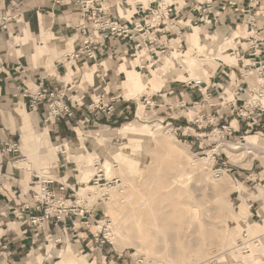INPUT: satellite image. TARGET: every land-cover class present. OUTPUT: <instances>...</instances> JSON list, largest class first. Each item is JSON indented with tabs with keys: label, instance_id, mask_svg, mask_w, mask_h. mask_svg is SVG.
<instances>
[{
	"label": "rangeland",
	"instance_id": "obj_1",
	"mask_svg": "<svg viewBox=\"0 0 264 264\" xmlns=\"http://www.w3.org/2000/svg\"><path fill=\"white\" fill-rule=\"evenodd\" d=\"M73 16L74 17L71 18L74 22L76 15ZM69 18L70 17H66V15L62 17L59 16V18H56L55 22H60L63 19L68 21ZM69 23H71V21ZM64 26L65 25L58 27H62L60 28L61 31L64 30L65 34L71 37L73 35V30L70 29L72 26L68 28V30H66ZM229 26L231 25L229 24ZM58 27H55V29ZM222 27H219L218 29ZM196 28L200 29V27L197 26ZM228 28L238 32L239 35L241 33H247V28L244 26L239 28L234 27V29L231 27ZM20 29L21 27H17V34ZM262 31L264 32V23H261L260 32ZM201 32L202 31H200V34ZM58 37V35L54 36L53 39H57ZM211 38L213 39V37ZM241 43L243 48L248 46V44H244V39L241 41ZM235 45L236 46L233 47H227L228 50L224 51V53L232 54L236 58V65L227 63L221 58L217 60L218 66L221 62L220 60H223L228 64L226 69L231 75L232 84L229 88L224 86V82L220 78V70H223V67L218 68L217 66L215 70L211 69L213 70V74L215 72H217V74L214 79L216 84H212V88L209 89V92H211L212 95L208 100L205 97L207 96L209 98V93H207L205 96L202 95L197 88L192 89L190 87H182V78L180 79L179 76H175L173 78L177 79L176 82L170 84H167L166 82L159 91L152 93V98H150V100H152L151 104H153V106L150 104L147 105L144 98H141V96L139 97L137 91L128 92L124 88L125 95L127 96H132L133 93L137 94H135V99L127 100L124 96L122 88V81L126 77L125 72H122L117 68L116 70L112 69L111 67L106 68V66L103 64V61L111 60L115 65L124 63L128 68L133 67L127 60L119 62L111 58H107L109 56L105 55L103 58L104 60L100 63L94 62L88 64L89 67L97 65L96 79L97 76L99 77L93 84L86 85L84 83L85 69L83 70L82 68L84 66L87 67L88 65H84L83 62H80L78 64V69H74L73 67L75 73L74 76H72V82L75 87L74 90H71L69 94L72 96H77L81 92L85 91L86 93V97H83L85 105L77 107L75 111L76 115L73 119L65 121L64 119L60 118L54 123L45 124V109L43 106H39L37 110L32 109L34 112H31L30 110L27 111L30 115H33L35 112L38 114V128L40 132H44V129L48 127L50 137L54 145L59 146L58 144H64L81 136L82 141L80 142V145H82V148L87 151V153L90 155L92 154L93 159L91 162H96V160L99 158L103 160V157H97V155H94V143L99 145H105V143H109L123 151L127 150L124 147L130 143L131 138H137L143 142L142 146L139 147L135 152H130L133 153L131 158L137 160L139 162V168L144 171L143 179L139 181L138 184L143 186L144 191L147 192L143 181L146 179L154 181L157 183L154 188L158 189L159 192L165 196L161 202V206L164 207V214L160 217L159 221L154 222L149 220L144 225V228L147 230L146 232L149 235H155L156 238L159 239L156 242L157 250H153V255L150 257V260L153 264H156L157 261H160L162 264H229L228 258L231 259L232 257L228 255L227 258L222 259L221 256L222 253H227L228 250L233 251L234 256L238 259L241 258L245 261L247 260V257H243L245 255H243L240 251H236L235 246L238 240L243 236L242 234L247 231L253 235L251 239H257L259 234H263L261 236V247L262 244H264V229H261L258 224H254L256 222L264 223V212L263 209L260 210V214L262 216L261 218L259 215L260 203L258 201V198L261 196V189L264 190V113L257 121L240 119L238 112L240 111L241 106H243L244 101H237L235 103V95H233L236 92V84L234 83L238 82L235 80H241L240 72L244 66V70H247V79L245 80V83L241 84L240 88L238 89V91L241 93V99H246V97H248L246 93H250V86H258L257 76L260 78L261 76L259 73V65H257L256 68L253 66L254 59L253 56L248 54V50L238 47L237 41ZM202 46L203 44L200 43V47H195L193 50L196 51V54L199 53L204 55L203 57H206L203 49L204 47ZM50 54L51 57L49 58V63L46 61L44 65L47 66L49 73L53 75L55 73L58 74L57 68L54 67V63L56 60H59L61 56L55 54L54 52H51ZM262 59L264 60V51L262 54ZM41 64H43V62ZM68 66L69 65L67 64L65 67L59 68L62 74L61 78H65L66 74L68 73ZM206 67L209 66L206 65ZM217 68L218 71H216ZM161 69H163L162 66ZM165 71L169 76L168 71ZM152 76L153 73L148 77L142 75L145 80H149ZM185 76H187V74ZM100 84H102L101 88L97 91L94 90V88H97ZM91 85L94 87L89 89V86ZM156 88L159 89L160 86ZM229 89L232 92V97L230 98L228 96L229 94L227 95ZM99 92H105L108 98H111L117 94L121 95V99L113 104V111H110L104 106L102 109L95 108V110L93 107H91L93 101L96 99V95L98 96ZM147 95L148 94L144 93L142 96ZM137 96L139 99H137ZM179 96L182 97L180 100L177 98ZM162 97L164 98V101H162ZM181 101H184L183 104H181ZM223 101H225V103L232 101L233 106L231 109H223L220 106V103ZM195 102L198 103L195 105ZM213 102L215 104L211 107ZM140 104L145 105L144 113L147 118H144L143 115L141 116L142 118L138 116ZM0 108L3 112L9 113L10 111L19 108V105L16 104L8 106L6 109L3 105L0 106ZM189 111L193 112L192 117L189 116ZM213 111L216 113L219 112V114L224 112V117H221V119L216 122V125H209V119L205 117V121L198 123L199 125L195 123L197 113L199 115L208 116L210 112ZM259 113L261 114V112ZM154 115H158V117L152 118ZM136 118H138L140 120L139 122L142 124L152 125L150 132L139 128V131L137 132L138 135L135 134V137H132L131 134H126V130H120L123 128L125 123H128ZM0 123L10 127L13 130L12 132H15V135L9 136L10 139L8 140L18 142L20 146V151L18 152L8 153L6 150L5 152L1 150L2 154L7 155L8 160L11 163L23 159L24 155L21 149V130L6 124L1 116ZM156 123L162 124V128L160 130L157 129L158 126ZM234 123L236 124L234 125ZM223 124L233 125L232 134L226 135L225 138H222V134H219L218 131H216V133L214 131V129L221 128L220 126ZM105 134L107 136H105ZM249 135H257L260 137L257 138L259 141L258 145L252 144L250 146V152L252 153L247 152L250 153L247 154L244 153V149L246 137ZM156 136H162L164 141L158 142L157 140L159 138L154 139L157 138ZM222 141L226 143L223 144ZM220 143L221 145L228 144L231 150L234 147L240 148L233 149V154L228 152L226 149V151H224L223 149L226 148L227 145L222 147ZM259 146H262L263 148ZM214 149H217L215 150L217 155H215L214 164L213 162H206V158L204 157L208 156V154H212V152L209 153V151H213ZM129 150L131 151V149ZM59 155L60 159L57 166L52 167L51 170L55 175V180L66 181L69 187V189L63 193L66 198H70V196H73L76 192L78 194L79 187H83L84 185V187H86L87 184L95 187H93V191H89L91 193L89 196L95 195L96 188H104L107 190L113 186H123L124 179L117 174H112L110 179L107 178L106 175H103V179L100 181V184H95L92 178L94 175L92 176L91 174L92 170L96 168V165L99 166V163L95 162L89 167H86L84 170L85 173H88L90 179L92 178L91 182L87 181L85 176L84 179H82L81 170L77 161L72 157L69 158L66 153H60ZM194 159L196 160L194 161ZM113 165H115V168L118 167V163L116 161L113 162ZM126 165L127 164L125 163L124 166L126 167ZM217 169L223 170V173L220 176L217 175ZM36 174H38L37 170L31 174L29 179L30 188L27 187L28 191H25V188L22 187L23 193L27 194L26 197H32L34 194V191L32 190H37V187L31 184V182L34 180L33 176ZM128 175L131 177L139 176L137 173H132L126 170L124 177H127ZM182 175H185V180L181 178ZM217 178L218 180H215ZM198 179H200V181ZM222 182L225 184V186L222 188L223 190L215 191L214 188ZM55 186H57V183H55ZM237 187H241L242 189L239 190ZM109 195V191L107 190L104 196L106 199H100L99 202L94 203L89 209H92V212L93 209H95L97 218L105 222L103 234L106 236L105 238L107 242L109 241L112 243L108 236L110 234V230L107 231L108 228L106 227L107 223L113 222L115 213H120V211L116 209L114 212L111 210L109 205H107V202L109 201ZM241 196L246 197L245 201H243ZM178 201L181 202L180 205H178L180 215L177 219H174L171 212L176 209V202ZM93 202V200H90V204ZM243 205L250 207V210L248 209L249 216H246L242 213ZM196 206L200 207V209L205 214L202 217L200 225L197 226L194 224L189 227L187 223L182 224L183 218H188ZM118 223L119 224H116V227L120 232H123L124 235L122 237L116 236V239L112 245L107 243L105 248L102 250V254L100 251V256L95 255L94 251L96 246L89 242V239L86 238V234H81L79 231V236H82L80 242L83 246L82 251L84 254L94 253L89 259L90 263L131 264L132 257L134 255L146 256L141 242L138 241L140 239L139 227H137L138 225L136 224L134 217L129 216L126 220V223H124L122 220H120ZM126 228H128V235L125 234L127 231ZM94 231L96 230L94 229ZM63 233H61L63 242L57 244V248L62 251H66L67 236ZM69 237L73 242L77 241L78 239L77 236L73 237L71 233H69ZM225 237H228V242L224 246L222 240H224ZM103 238L104 236L102 235V239ZM43 239L44 240L39 244L43 243L42 245H44L49 243L51 238H46L44 236ZM194 243L201 244V249L198 252L193 248L195 245ZM185 245H187V247ZM255 247L257 248L259 246H254V244H251L250 250L252 251V248ZM174 249H179L183 254L190 256L189 259L187 258L185 260H178L177 258H169V253ZM40 252L42 254H40V258H38V260L41 261V264H57L61 260V258L57 255L54 257V260L48 261L47 256L49 249H46V247H43ZM95 257L97 260L101 258V262L94 263ZM20 261L21 260H18V262ZM29 261L30 264H33L34 262V260L32 261L31 258ZM262 264H264V260Z\"/></svg>",
	"mask_w": 264,
	"mask_h": 264
},
{
	"label": "built area",
	"instance_id": "obj_2",
	"mask_svg": "<svg viewBox=\"0 0 264 264\" xmlns=\"http://www.w3.org/2000/svg\"><path fill=\"white\" fill-rule=\"evenodd\" d=\"M2 1L5 2V0ZM53 4L67 9L74 8L78 14V20L72 26L74 28L73 35H77L78 42L71 52L65 54V62H62L64 65L70 63L74 69L80 62H83L84 65L94 62L100 63L107 55L109 56L107 58L119 62L129 61L133 69L135 68L143 76L148 77L159 69L160 64L168 56L176 64L178 56L183 57L187 54L190 48L189 34L192 27H200L202 31L200 36L204 38L208 34L213 35L220 26L230 24L231 27L244 26L247 28L248 36L237 37V45L242 49H247L248 54L253 56V66L256 68L259 65V73L264 81V60L262 59L264 32H260L261 23H264V0H53ZM8 11L10 14L0 15V26L3 28H7V24L11 20L18 23L20 18L23 19L22 13L14 11L13 8H8ZM243 39L244 44H248L246 48L242 46L241 41ZM227 50L226 48L225 51ZM194 54L198 57L204 56L199 53L196 54V51ZM220 61L218 68L223 67V70H220V78L224 82V86L229 88L232 84V78L226 69L228 64L223 60ZM244 68L245 66L240 72L241 80L237 79L235 81L238 82L234 83L236 84V92L233 94L235 95L234 102L244 101L238 112L240 119L257 121L264 113V82H261L260 86H250V93H246L248 97L241 99V93L238 89L247 79V70ZM186 74L187 76H185ZM216 74L217 72L213 74L210 82H207L190 79L189 73L185 72L182 74L181 85L192 89L197 88L205 96L209 93V98L205 97L208 100L212 95L209 89L212 88ZM45 79L46 77L41 80L34 92L24 88L22 90L23 97L30 99L32 109H35L39 103L46 105L45 124L60 118L73 119L77 107L85 105L83 96L73 97L66 90L61 91L57 84H54L50 89L46 85ZM176 81L177 79L171 77L165 83L170 84ZM141 98H144L147 105L153 106L150 101L152 96H141ZM120 99V94L108 98L105 92H101L91 107L95 110V108L102 109L104 106L113 111V104ZM183 102L181 101V104ZM197 103L195 102V105ZM214 104L213 102L211 107ZM232 104V101L226 103L223 101L220 106L223 109H231ZM196 115V124L205 121V117L209 119V125H216V122L224 117V112L219 114V112L213 111L208 116L198 113ZM220 127L214 131L222 134V138L232 134V124H223ZM2 146L3 152L5 150L8 153L20 151L19 143L16 141H3ZM215 155L217 153L214 151ZM217 171L218 176L223 173L222 169H217ZM33 179L31 184L39 187L42 193L32 190L34 191L32 201L15 209L14 214L16 217H20L24 216L27 211H32L33 213L30 212L31 215L28 216V220L34 233L44 235L46 238L56 236L58 237L57 244H59L63 242L61 233L64 232L63 234L66 236L71 233L73 237L77 236V240H80L82 239V236H79L80 231L81 234H86V238L91 244L100 247L101 252L107 243L112 245L111 242H107L106 236L103 234L102 220L97 218L95 209L92 212V209L88 208V201L84 200L80 203L77 192L70 198H66L63 194L69 189L66 181L46 179L39 175H34ZM102 179L103 175L96 174L93 181L95 184H100ZM104 196L99 200H103ZM50 222L54 224V232L46 231V224ZM243 234L246 239L252 238L248 231ZM102 235L104 236L103 239ZM239 243L243 244L244 242L239 240ZM247 251L248 249H245V252ZM131 264L153 263L144 255H134Z\"/></svg>",
	"mask_w": 264,
	"mask_h": 264
},
{
	"label": "crops",
	"instance_id": "obj_3",
	"mask_svg": "<svg viewBox=\"0 0 264 264\" xmlns=\"http://www.w3.org/2000/svg\"><path fill=\"white\" fill-rule=\"evenodd\" d=\"M8 8H13L14 11L22 13L21 17H23V19L20 18L18 23L15 20H11L7 24V28L0 27V106L4 105L6 109L8 106L18 104L19 108H17L15 111L23 113L27 115L29 118H31L35 116L37 113L35 112L33 115H30L27 112L29 110L32 112L34 109L32 110V108L30 107V99L24 98L22 95V90L24 88H28L34 92L37 89L41 80L44 77H46L45 79L46 85L49 86L50 89H52L54 84H57L59 85V89L61 91L66 90L67 93H70L71 90H74L75 86L72 82V76H74L75 71L70 66V63H66V65L67 64L69 65L68 66L69 70L65 78H61L62 74L59 68L65 67L64 63H62V62H65L64 56L66 53L71 52L76 46L78 42L77 35L71 36L72 38L75 39V44L73 45V48L68 51L59 50L51 40L54 37V35L55 36L61 35L60 28L62 27H58V26L65 25L64 27L66 30H68V28H70L71 26H74V24L78 20V14L74 10V8L67 9L59 5H54L53 0H5V2L0 0V15L7 14V13L10 14V12L8 11ZM65 15L66 17H70V18L74 17L73 15H76V19L73 22L72 18L71 19L69 18L71 23H69L70 22L69 19L68 21H65V19H63L60 22H55L56 18H59V16L61 17L65 16ZM17 19L19 18L17 17ZM222 19L224 20V17H222ZM223 26L231 27L227 24H224ZM17 27L19 28L21 27L20 31H18V34H17ZM55 27H58V28L55 29ZM194 28L196 27H192L191 33L189 34L190 48L187 52V54L190 55V58L195 60L194 65L187 66V68L184 69L185 66L182 63L180 64L178 63L179 62L178 60L186 59L187 55L183 57H178L179 59L177 58L178 62L176 64H170L171 59L168 56L165 59L164 63L160 64L159 69L154 72L157 74H160V73L163 74L164 69H165L168 71L169 76L163 80L159 89L158 88L152 89L151 95L155 91H159L164 86L165 81L167 79L171 77L174 78L175 76H179V78L181 79L183 78L182 74H184L185 72H188L189 78L192 79L191 75L200 73L202 67L207 70V73H208L207 77L208 76L209 77L208 79L203 78L198 81L208 80L207 82H210V79L213 76V70H215L216 67L218 66L217 59L221 58L225 60L227 63L236 65V58L232 54L224 53L227 47L236 46L235 45L236 39L233 38L232 40L224 42L223 44H221V42H217L213 44L211 43L210 39L211 37H214L217 34V32L213 35L208 34L204 38L200 37L204 43L203 44L204 46L202 47H204L203 49H204V53L206 54V57L200 58L196 56L194 54L193 49L195 47H200V45L194 43V40L192 38V33H193ZM231 28L234 29V27H231ZM70 29L74 30L73 27H71ZM196 29L198 33L200 34L201 29H198V28ZM246 35L247 33L246 34L241 33L239 37L246 36ZM51 52H54L55 54L58 53V55L61 56L60 59L56 60V62L54 63V67H56L58 71V74L55 73L54 75L49 73L47 66L44 65L46 61L49 63ZM174 56H175V53H174ZM104 61H107V60H104ZM104 61H103V64H104ZM109 61L111 60H108L107 62ZM42 62L43 64H41ZM206 65H208L209 67H206ZM115 66L117 69H120L122 72H125V74H126V69H133V68H128L124 63H120L119 65H115ZM122 66H125L126 69H123ZM161 66L164 67V69H161ZM110 67L112 69H116L114 66H110ZM78 68L79 67L77 66V68L75 69H78ZM106 68H109V66ZM82 69L83 70L85 69L84 83L86 85L93 84L95 82L93 73L94 75H96L97 65H94L92 67H89V65L87 67L84 66ZM154 72H153V76L149 80L155 79ZM125 79L126 77L122 81L123 92L127 88L125 84ZM195 80L197 79L195 78ZM214 83L216 84V82H214L213 80V85H215ZM101 86L102 84L98 85V87L94 88V90L97 91L98 89L101 88ZM89 87H90L89 89H91L94 86L91 85ZM144 93L139 95V97L142 96ZM135 94L136 93H133L132 96H127L125 95V92H124V96L127 100L135 99ZM78 95L86 97L85 91L81 92ZM73 97L75 96L73 95ZM130 97H134V98H130ZM139 97H137V99H139ZM96 98H97V95H96ZM177 98L178 100H180L182 97L179 96ZM161 99L162 101H164L163 97ZM116 105H119V104H116ZM39 106H43L45 109L44 113H46V105L44 103H39L37 107L35 108V110H37ZM144 110H145V105H144V109L141 112V114L144 116V118H147L144 113ZM1 111L2 109L0 108V114H1ZM138 116L141 117L140 116V105L138 109ZM156 117H158V115H154L152 118H156ZM61 119H64L65 121L71 120L68 118H61ZM135 120L140 121L138 118L131 120V121H135ZM55 121H53L52 123H54ZM235 124L236 123H234V125ZM38 127H39V118H38L37 125L31 124V125H28L25 130H21L22 132L21 141L24 138H29L31 135H34L36 132H40ZM46 128L49 133V128L48 127ZM46 128L44 129V132L46 131ZM12 131L13 130L10 127L5 126L2 123H0V263L2 264H13V263L30 264V261H29L30 254L32 252H36L37 257L40 258L39 256L40 254H42L40 251L43 249V247H46V249H49L50 242L44 245H42L43 243L39 244L44 240L43 239L44 235L41 236L32 231L30 222L28 220V216L31 215L30 212L32 211L30 212L27 211L24 216H20V217H16L14 214L13 210L15 208L32 201V197H26L27 194L23 193V189H22V187L26 185L28 188H30L29 187L30 177L29 179H27V181H25L23 179V174L11 166V162L8 160V156L3 155L1 151L2 149L1 146L3 144V141H7L8 139H10L9 136L15 135V132H12ZM105 136L107 135L105 134ZM249 136L260 137L257 135H249ZM49 137H50V133H49ZM67 143L68 142L64 144H58L62 149L58 152L59 158L55 166H57L58 161L60 159V155H59L60 153H66V155L68 156L67 152H64V148L66 147ZM226 145H224L226 146V148H224L223 150L224 151L228 150V152L233 153L234 151L231 150L228 144ZM259 147H262V146H259ZM214 150H217V149H214ZM250 153H247V154H250ZM55 166H52V167H55ZM52 167L49 168V172H50V175H52L53 178H55V175L52 173V170H51ZM91 179L89 181H91ZM260 192H261V196L258 198V201L260 203L259 215L262 218L260 214V210L264 208V190L261 189ZM78 193H80L79 189H78ZM249 210H250V207H249ZM46 229H47L46 230L47 232L55 231V228L52 222L46 224ZM55 237L53 238L55 239ZM56 240H58V237H56ZM66 240H67V246H66L67 249L71 246L70 242H72V243H75V245H77V248L80 249V251H82L83 246L80 240L73 242L70 239L69 235L66 237ZM55 246L57 248V241H56ZM82 253L84 252L82 251ZM89 254L91 257L94 253H89ZM54 257L52 258V260H54ZM90 257L88 258V260L90 259ZM18 260H21V261L18 262ZM47 260L52 261L49 259V253L47 256ZM97 262H101V258L97 260L95 257L94 263H97Z\"/></svg>",
	"mask_w": 264,
	"mask_h": 264
},
{
	"label": "bare ground",
	"instance_id": "obj_4",
	"mask_svg": "<svg viewBox=\"0 0 264 264\" xmlns=\"http://www.w3.org/2000/svg\"><path fill=\"white\" fill-rule=\"evenodd\" d=\"M238 35H239L238 32H236V31H234V30H232L226 26H223L222 28L218 29L217 35H215L213 37V39L211 38L210 40H211V43H213V44L217 43V42H221V44H223L224 42L232 40L233 38L236 39L237 37H239ZM53 38L51 41L56 45V47L59 50H62V51L71 50L73 48V45L75 44V39L66 35L65 31H61V36H59L57 39H53ZM192 38L194 40V43H196L198 45H200V43L204 44L203 41L201 40L200 34L198 33L196 28L193 29ZM62 51H61V53H62ZM61 53H59V54H61ZM186 55H187L186 59H184V60L182 59L180 61L178 60L179 64L182 63L185 66L184 69H186L187 66L194 65V63H195V60L191 59L189 54H186ZM175 56H176V53H175ZM170 59H171L170 64H174L173 59L172 58H170ZM104 64L106 65V67L114 66L116 68L115 64L112 61H109V62L104 61ZM122 68L126 69L125 66H122ZM163 69H164V67H163ZM154 74H155L154 80H145L144 77H142V75L138 71H136L135 69H126L125 84L128 87V88H126V91H128V92L137 91L138 95H141L142 93L146 92L149 94V96H151L152 89L160 86L161 83L163 82V80L168 77V74L166 73L165 69H164L163 74L160 73L161 75L157 74L155 72H154ZM207 75H208L207 70L202 67L200 73L192 74L191 78L192 79L196 78L197 80H200L203 78L208 79L209 76L207 77ZM93 76H94L95 80L98 79V77L96 79V75H94V73H93ZM261 82H264V81L259 76H257V85L260 86ZM228 94L230 97H232V92L230 89L228 90ZM143 109H144V105L140 104V116H142L141 112L143 111ZM192 114H193V112H190L189 116L192 117ZM0 116L4 119L6 124H9L10 126H14L15 128H19L20 130H25L28 125H31V124L37 125V123H38V115L37 114L35 116L29 118L27 115H25L23 113H17L15 110H13V111H10L9 113H5V112L1 111ZM156 125L158 126V128H157L158 130H160L162 128L161 123H156ZM151 126L152 125H150V124H142L139 121L135 120V121H130L128 123H125L123 128H121L120 130H126V132H127L126 134L129 133V134H131L132 137H135V134L138 135L137 132L139 131V128H141L143 130L145 129L146 131L150 132V130L152 129ZM158 130H157V132H158ZM153 137H155V136H153ZM156 137L157 138H154V139L159 138L157 140L158 142L164 141L162 136L161 137L156 136ZM257 138L258 137H256V136L246 137L244 153L250 152V148H251L250 146L252 144L258 145L259 141ZM81 141H82L81 136L72 140V141H69L66 144V147L64 148V152H67V154L70 158L72 157L74 160L77 161L78 166L81 170V178L84 179V176H85V179L87 181H89L90 176L88 175V173H85L84 170L86 167H89L95 161L91 162V160L93 159V156H92V154L90 155L89 153H87V151H85L82 148V146L80 145ZM21 142H22L21 149L23 151L24 158L19 160V161L11 163V166L23 174V179L25 181H27V179H29V177H31L30 175L35 170H37L38 175L41 176L42 178L55 179V178H53L52 175H50L49 168L51 165L55 166V164L59 158L58 152L62 148L60 146L54 145L52 143V140L49 137L48 130H46L45 132H36L33 136H30L29 138H24ZM142 143L143 142H141L140 139L131 138L130 143L126 147H124L127 150H123V151L119 150L118 147H116L112 144H109V143H105V145H99L97 143H94L93 144L94 155H97V157H100V156L103 157V160L100 158L98 160H96L95 163H99V166L96 165V168H94L92 170V172L91 171L90 172H91L92 176L93 175L95 176L96 174H101V175H106L107 178L110 179L112 177V174H117L118 176H120L124 179L122 187H121V185H118V186H113V187H110L109 189H107L109 191V194H110L109 195V201L107 202V205H109L111 210L114 212L116 209H118L120 211V213H115L112 223H107V227H106V228H108L107 231L110 230V234L108 236L111 239L112 243H114L116 236L122 237L124 235V233L120 232L119 229L116 227V224H119L118 222L120 220H122L124 223H126V220L129 216L134 217L135 222L138 225L137 227H139L140 239L138 241L141 242V245H142L143 249L145 250V253H146L145 257L147 259H150V257H152L151 255H153V250H155V249L157 250L156 242L159 239H157L155 235H149L146 232L147 230L144 228V225L149 220H152L154 222L159 221L160 217L164 214V207L161 206V202H162L163 198H165V196L162 195L158 189L154 188V186L157 184L154 181H151L148 179L143 181V184H144L147 192L144 191L143 186H140L138 184V182L143 179L144 171L139 168V162L137 160L131 158L133 153H130V152H135L139 147L142 146ZM239 148L240 147H234L233 149H239ZM129 149H131V151ZM211 152H212V154H210L204 158H206V160H205L206 162H208V163L213 162V164H214L215 156H214L213 151H210L209 153H211ZM138 154H139V152H138ZM195 160L196 159H194V161ZM114 161H116L118 163L117 168L114 167L116 164L113 165ZM125 163L127 164L126 167L124 166ZM163 167H164V165H163ZM170 168H172V167H170ZM126 170H128L129 172H132V173H137L139 176L138 177H131L128 175L127 177H124ZM94 176L92 178H94ZM221 177H223V176H221ZM181 178L183 180H185V175H182ZM154 179H156V178H154ZM178 179H180V178H178ZM198 180L200 181V179H198ZM215 180H218V178ZM84 186L79 188V190H80V193H78L79 202L81 203L84 200L88 201V203H87L88 208H90L94 203L99 202V198L103 197L107 191L104 188H96L95 195L89 196L91 194L89 191H93L94 186H91L90 184H87L86 187H84ZM224 186H225V184H223V182H222V183H219V185H217L214 189H215V191H217V190L220 191V190H223L222 188ZM97 187H98V185H97ZM24 188L26 191L27 185L24 186ZM237 189L241 190L242 188L237 187ZM37 190L39 192H41L39 187H37ZM241 197H242L243 201H245L246 197H244V196H241ZM104 199H106V198H104ZM90 200H93L94 202L92 204H90ZM180 203H181L180 201L176 202V209H174L171 212L172 217L174 219H177L178 216L180 215V210L178 208V205H180ZM248 209H249V207H247V205L246 206L243 205L242 213L245 214L246 216H249ZM263 212H264V208H263ZM204 215L205 214L200 209V207L196 206V207H194L191 215H189L188 218H183L182 224L187 223L189 227H191V225H194V224L199 226L201 221H202V217ZM104 223H105L104 221L101 222L102 228L105 226ZM254 224H258V226L261 229H264V223L256 222ZM126 230L127 231L125 232V234L128 235L129 234L128 228H126ZM248 234L250 236H253L252 234H250V232H248ZM262 235L263 234H259L258 235L259 237L257 236L258 239H246L245 235L243 234V236L239 239V240H243V242H244L243 244L239 243V240H238V242L235 246V250L240 251L243 255H245L243 257H247V260L244 261V259H241V258L238 259L237 257L234 256V252L229 251V250L227 253L224 252L221 254L222 259L227 258V256L229 255L230 257H232L231 259L228 258L229 264H262L263 260H264V244H262V247H261V238H262L261 236ZM50 238H51L50 239L51 240L50 241V247H49V259L50 260H52V258L54 256L58 255L61 258V260L57 264H92L88 260V258L90 257V254L82 253V251H80V249L77 248V245H75V243L70 242L71 246L66 251H62V250L57 249L55 246L56 241H57L56 237H55V239L53 237H50ZM227 242H228V237H225V239L222 240V243L225 246L227 244ZM251 244H254V246H259V247L252 248V251H251L250 250ZM185 246L187 247V245H185ZM193 248H194V250H197V252H198L201 249V244H195L193 246ZM245 249H248V251L245 252ZM94 253H95V255L100 256L99 247H95ZM168 257L172 258V259L177 258L178 260L179 259L185 260L187 258L189 259L190 256L183 254L179 249H174V250H171ZM30 258L32 259V261L34 260L33 264H41L40 260H38L36 252H32ZM156 264H162V263L160 261H157Z\"/></svg>",
	"mask_w": 264,
	"mask_h": 264
}]
</instances>
